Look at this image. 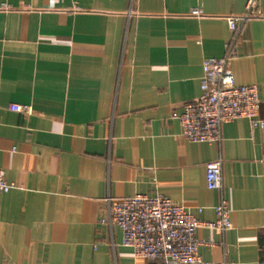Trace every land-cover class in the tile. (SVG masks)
Listing matches in <instances>:
<instances>
[{
	"label": "crops",
	"instance_id": "1",
	"mask_svg": "<svg viewBox=\"0 0 264 264\" xmlns=\"http://www.w3.org/2000/svg\"><path fill=\"white\" fill-rule=\"evenodd\" d=\"M256 3L227 69L233 86L257 87L264 121ZM245 4L0 0V170L13 186L0 193V264H146L121 246L108 199L156 195L204 223L224 200L231 228L199 229L200 258L264 264V129L234 121L219 144L191 143L171 118L200 95L202 64L224 57L226 18ZM216 160L221 190L210 191L205 166Z\"/></svg>",
	"mask_w": 264,
	"mask_h": 264
},
{
	"label": "built area",
	"instance_id": "2",
	"mask_svg": "<svg viewBox=\"0 0 264 264\" xmlns=\"http://www.w3.org/2000/svg\"><path fill=\"white\" fill-rule=\"evenodd\" d=\"M7 9L6 5H2ZM199 16L198 10L191 11ZM256 0H246L240 16L226 18L232 38L226 45V53L220 59L206 60L202 64L200 95L181 105L179 113L173 112L181 129V137L191 143L219 144L221 129L234 121L245 120L250 129H264L259 120V96L256 86L235 87L231 84L227 64L236 57L233 43L239 29L245 23L259 18ZM10 111L30 115L29 107L11 105ZM206 188L221 190V161L205 166ZM13 186L6 183L0 170V193H8ZM107 221L121 236V246L132 256L146 264H218L203 261L198 248L202 244L197 237L199 229L223 234L231 228L229 210L224 200L214 208L213 222H199L186 213L181 205L156 195L135 196L110 200Z\"/></svg>",
	"mask_w": 264,
	"mask_h": 264
}]
</instances>
